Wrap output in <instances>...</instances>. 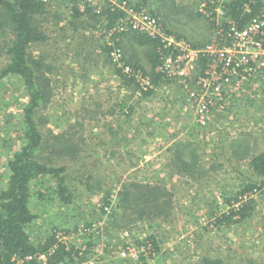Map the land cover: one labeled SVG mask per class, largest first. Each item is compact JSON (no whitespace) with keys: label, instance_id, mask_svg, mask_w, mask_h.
<instances>
[{"label":"rangeland","instance_id":"1","mask_svg":"<svg viewBox=\"0 0 264 264\" xmlns=\"http://www.w3.org/2000/svg\"><path fill=\"white\" fill-rule=\"evenodd\" d=\"M107 1L110 0H81L78 3L84 9L87 3L102 7ZM129 1L133 3L130 2L129 5L135 7L143 0ZM148 1L144 7L151 10L158 7L160 0ZM164 1L173 6L171 2L176 0ZM178 2L180 3L176 5L184 7L191 4L192 8L198 6L197 0ZM64 10L65 7H61V11ZM64 16L65 13L61 18ZM49 19L52 28L58 19L52 15ZM198 20H188V24L182 29L188 33L191 42H206L210 30L208 38H213V41L208 44L218 42L222 46L226 43V38L220 40L218 32H213L210 26L205 29L207 19H201V22ZM219 20L222 19H217L218 22ZM85 30L86 38L79 41L88 44V49L77 51L80 46H76V42H72V45L66 43L68 40L57 42L58 37L53 35L47 44L35 50V54H40V49L44 50L49 60L52 59L56 64L58 72L50 74L53 90L51 100L36 115L46 139H52L53 134H75L74 131H77L74 137L82 134L84 138L77 141L80 147L78 154L59 160L60 165L68 168V181L74 189L73 204L65 205L53 190L46 191V187H55L54 180L45 178L43 184L38 181L33 183L35 192H45L41 197L35 194L37 196L34 195L31 202L32 210L38 215L32 226L33 236L42 237L56 228H69V244H76V247L85 250V239L77 238L75 229L89 227L95 233L91 237L95 245L88 260H94L96 264H200L204 251L217 245H222V257L225 259L223 264L264 262V197L259 191L250 196L260 200L257 213L251 221L223 227L219 235H207L202 246L198 244L197 237L202 226L208 224L212 209L219 207L218 211L229 210L230 206L225 203L224 197L235 196L243 187L251 172L252 155L262 149L264 79L250 80L247 90L239 98L231 99L229 106L233 111H213L209 124L201 128L197 124L196 115L185 109L186 87L181 82L170 80V83L163 85L156 93L142 98L135 110L130 131L132 138L136 131L138 135L135 139L131 138L127 151L123 149L119 152L113 147L107 128L108 125H117L124 120L125 113L121 103L117 101L126 95V91L120 86V79L111 73L109 66L102 60L100 50L92 49L91 44H96H93L91 35L95 33L112 47H118L120 43L119 47L122 49V43L116 33L105 32L104 29ZM78 33L82 34L83 31L79 30ZM72 48L76 50L70 51ZM145 48L146 46L136 44L132 50H135L137 57L148 62ZM75 51L80 54L76 56ZM89 51L92 52L91 55H88ZM211 63L214 62L208 60L206 65L210 66ZM197 71L198 67L193 74H197ZM255 84L260 86L253 87ZM27 102V93L21 79L11 76L0 80V189L8 183L9 160L24 143V107ZM190 132H195L196 135H189ZM182 138L193 141L197 138L199 144H202L198 150L200 175L196 179L179 176L175 170L166 166L169 153L165 148ZM246 141L249 151L244 148ZM234 143L241 145L234 146ZM71 144L72 142H68L65 146L69 149ZM84 148L92 154L91 158L83 154ZM79 157H86L88 166L96 163L95 177L90 180L91 190H87L85 185L89 172L85 174L83 183L77 176L80 173L76 169L79 170V165L83 164ZM113 175L119 179L118 183L111 178ZM105 176H108L106 182L99 184L98 179L103 180ZM131 179L145 182L166 179L161 183L172 193L170 198L176 206L173 217L168 220L139 222L135 225L134 232L115 227L106 229L111 224V214L118 202L117 190L123 182ZM109 185L113 186L108 197L111 204L108 205V210L105 207L107 211L102 214L101 206ZM249 198L242 200L240 204ZM95 223L96 227L93 226ZM151 234H155L160 240V249L157 251L146 244L145 239ZM128 246L132 250L131 255L122 257L121 252Z\"/></svg>","mask_w":264,"mask_h":264},{"label":"trees","instance_id":"2","mask_svg":"<svg viewBox=\"0 0 264 264\" xmlns=\"http://www.w3.org/2000/svg\"><path fill=\"white\" fill-rule=\"evenodd\" d=\"M79 1L81 0H0V80L11 76L18 77L21 79L28 97V102L24 107L26 124L23 136L24 143L9 160L8 183L6 187L0 189V264H80L90 258L95 245L91 238L95 234L93 232L83 242L86 246L85 250L82 247H76V244L67 245V243L59 241L58 233L66 232L69 234L71 233L69 228H56L42 237H34L32 234V226L38 215L32 210L31 202L35 194L39 195L35 196L41 197L45 193L42 190L35 192L33 183L38 181L43 184L46 179L54 180L55 187H46V191L47 189L53 190L65 205L73 204L74 189L68 181V168L65 165H60L59 160L75 153L78 154L80 147L77 141L84 138L82 134L74 137L77 133L74 128L72 130L76 132L75 134H53L52 139H46L36 115L46 108L51 100L53 90L50 74H58V72H56V64L52 59L49 60L44 50L40 49V54H35V50L41 45L47 44L55 35L59 38H56L57 42L68 40L66 42L68 45L76 42V46L81 47L77 51H83L88 49V44L80 43L79 39L86 38L85 29H104V31L116 29L115 33L122 43L125 64L131 66L134 71L147 75L154 85V88L139 94L140 86L135 77L128 76L123 67H118L111 60L112 46L103 41L101 37H97L95 33L91 35L93 44H96V46L91 44L92 49L100 50L99 55H103L102 60L109 66L111 73L120 79V86L126 91V95L121 96V99L117 101V103H121L123 113H125L124 120L117 125H108L107 128L113 140L111 141L114 143L113 147L119 152L128 149L131 140L138 135V131H136V135L132 138L130 131L135 110L141 100L152 93H156L163 85L170 83V79L163 72L157 70V66L161 63L160 54L166 52L158 37L134 30L119 31L118 26L126 16V12L112 6L110 1L102 6L100 12H97L96 7L88 3L84 9H81ZM203 1H206L205 11L199 10ZM128 2L131 1L128 0ZM158 2V7L155 9L150 7L151 10L148 9V11L157 17L163 15V18L159 17V19L166 32L188 41L193 47L206 46L212 42L213 38L211 40L208 38L210 30L206 42H191L184 30L178 32L177 29H174L173 21L177 23L175 27L178 28V26L181 27V24L187 25L188 20L192 18H197L198 21L207 19L208 23L205 24V29L210 26L213 32H218L221 40L228 38L230 23L224 19L219 20L220 22L217 21L216 10L218 6L225 11V16L239 27H244L256 16H264V0H197V8L184 7L182 9L180 7L179 10L175 1L171 2L175 7L166 4L164 0ZM147 3H149L148 0H143L141 2L143 5L136 4L138 7H135H144ZM61 7H65L66 10L62 12ZM184 11H186L185 14H183ZM64 13L66 16L61 18ZM51 15L58 19L52 28L49 25ZM79 30L83 33H78ZM136 44L140 47L146 46L145 55L148 62L141 60V57H137L135 50H132ZM75 48L77 49V47ZM75 48L70 51L73 52ZM77 51L74 52L76 56L80 54ZM91 53L89 51L88 55ZM76 56L74 58H77ZM208 60L207 56L200 57L197 74L204 73ZM134 96H137V99H134ZM197 124L200 128L206 127L199 122ZM81 125L83 126V123ZM191 134L196 135L195 132H190L189 135ZM196 139L193 141L182 138L165 148V151L169 153L166 166L172 171L175 170L179 176L196 179L200 175L198 150L200 149L199 145L202 144H199ZM103 140L105 141V139ZM68 142H72L69 149L65 146ZM262 143V149L252 155L250 160L251 172L246 177L243 187L235 193V196L224 197L225 203L230 206L229 210L218 211L217 208L219 207L211 210L208 224L202 226L197 235L199 245L202 246L207 235L218 234L223 227L251 221L254 218L260 200L250 197L238 207L235 204L241 201L239 199L241 196L248 193L259 191L264 197V130ZM235 145L240 147L241 144L234 143ZM141 146L140 143L139 147ZM244 148L247 151L250 149L247 141ZM83 151L84 153L82 151L80 153L92 157L87 148H84ZM87 151L88 153H86ZM85 158H80L83 164L79 165L80 171L78 169L76 171L80 173L77 176L81 179V183L84 182L83 178L87 171L89 172V175L86 176L85 185L87 190H91L92 183L90 180L95 177L94 167L96 163L88 166ZM107 177L105 176L103 180L98 179V183L106 182ZM111 178L115 183L119 182V179H116L114 175ZM162 181L165 182L166 179L154 182L131 179L128 182H123L117 190L118 202L111 214L113 219L110 220L111 224L106 229L115 227L134 232V227L139 222H152L158 219L168 220L173 217L176 206L170 198L172 193L168 191L164 183H161ZM109 186L108 190L105 191L106 196L101 206L102 214L107 211L105 207L111 204L108 197L112 193L113 186ZM78 228L76 227L75 231ZM97 232L96 230V234ZM145 240L148 246L154 247V251L160 249V240L155 234L149 235ZM221 249L222 245H217L205 250L200 264H223L225 259L222 257ZM41 254H46V261L39 258ZM255 264H264V262Z\"/></svg>","mask_w":264,"mask_h":264},{"label":"built area","instance_id":"3","mask_svg":"<svg viewBox=\"0 0 264 264\" xmlns=\"http://www.w3.org/2000/svg\"><path fill=\"white\" fill-rule=\"evenodd\" d=\"M110 1L112 6L126 12V16L118 26L119 31L134 30L160 39L166 52L160 54L161 63L157 66V70L163 72L170 80L181 82L186 87L185 109L191 110L201 125L209 124L213 111L223 113L233 111L229 106L231 99L239 98L247 90L250 80L264 79V16H256L244 27H239L226 17L225 11L218 6L217 18L228 20L230 23L226 43L220 46L218 42H213L206 46L193 47L188 41L168 34L159 17L150 13L145 7L130 6L128 0ZM205 5L206 1H203L199 10L205 11ZM101 8L96 6L97 12H100ZM105 32L115 33L116 29H106ZM112 48L110 53L112 61L118 67H123L128 76L135 77L140 86L139 94L154 88L147 75L136 72L125 64L121 47ZM201 56H207L214 63L207 66L203 74L195 75L193 72L198 67ZM256 86L260 85L255 84L253 87ZM262 87L264 89V85ZM253 194L241 196L239 198L241 201L235 206L238 207L242 200ZM106 209L108 210V207ZM93 226L96 227V223ZM92 232L93 229L82 226L76 230L75 235L77 238L87 239L86 237ZM57 238L70 245V234L59 232ZM131 253L132 250L128 246L121 252V256L128 257ZM39 258L44 261L47 259L46 254H41ZM80 264H96V262L88 260Z\"/></svg>","mask_w":264,"mask_h":264},{"label":"crops","instance_id":"4","mask_svg":"<svg viewBox=\"0 0 264 264\" xmlns=\"http://www.w3.org/2000/svg\"><path fill=\"white\" fill-rule=\"evenodd\" d=\"M178 1H179V0H176L175 3H176V4H177V3H180V2H178ZM184 1H185V0H184ZM181 5H182V4H181ZM173 7H174V6H173ZM180 7H183L182 9H184V6L177 5V9H178V10L181 9ZM187 8H192V4L189 5V6H187ZM195 8H196V7H195ZM173 9H174V11H175V8H173ZM185 12H186V11H184L183 14H185ZM178 15H179V14H178ZM181 16H182V15H181ZM159 17H162V18H163V15H159ZM182 20H184V19H182ZM172 24L174 25V26H173L174 29H177L178 32H179V31H182V27H180V26H178V28L175 27V26L177 25L176 22L173 21ZM181 26H186V25H182V24H181ZM177 30H176V31H177ZM184 31H185V30H184ZM187 34H188V33H187Z\"/></svg>","mask_w":264,"mask_h":264}]
</instances>
